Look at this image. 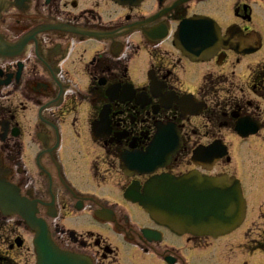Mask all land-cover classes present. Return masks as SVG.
<instances>
[{
	"label": "flooded vegetation",
	"instance_id": "obj_1",
	"mask_svg": "<svg viewBox=\"0 0 264 264\" xmlns=\"http://www.w3.org/2000/svg\"><path fill=\"white\" fill-rule=\"evenodd\" d=\"M11 5L0 23L10 51L0 57V205L10 192L23 207L0 208V264H37L40 223L90 264H187L191 248L264 236V0ZM161 143L153 172L126 174L127 153ZM189 173L240 182L246 216L234 231L177 236L126 198ZM239 246L250 258L264 251Z\"/></svg>",
	"mask_w": 264,
	"mask_h": 264
},
{
	"label": "water",
	"instance_id": "obj_2",
	"mask_svg": "<svg viewBox=\"0 0 264 264\" xmlns=\"http://www.w3.org/2000/svg\"><path fill=\"white\" fill-rule=\"evenodd\" d=\"M10 5L6 0H0V19ZM190 35V39L201 41L209 36L215 38V31H210L207 36L191 31ZM8 50V45L0 36V56H7L10 53ZM128 194L156 224L178 235L216 238L233 231L245 216L239 183L225 176L208 179L191 173L179 178L159 177L149 181L141 195L133 188ZM7 195L1 203L12 207L14 211L11 212L21 214L17 209H21L23 203L12 198L11 193ZM38 226L35 239L38 264H90L85 258L58 250L50 242L45 226Z\"/></svg>",
	"mask_w": 264,
	"mask_h": 264
},
{
	"label": "rangeland",
	"instance_id": "obj_3",
	"mask_svg": "<svg viewBox=\"0 0 264 264\" xmlns=\"http://www.w3.org/2000/svg\"><path fill=\"white\" fill-rule=\"evenodd\" d=\"M8 14V13H6ZM5 14V15H6ZM9 20V19H8ZM264 37V27L259 31ZM259 55H253L246 57L239 67V75L243 76L244 72H247V69L252 65L256 64L259 60ZM262 157L264 153L261 154ZM262 157H260L262 159ZM263 160V159H262ZM264 161V160H263ZM249 193V189L246 188V194ZM264 198H259V203L264 202ZM252 220L248 221V225L256 219V216L253 213L250 215ZM249 217V219H251ZM248 226V227H249ZM256 228L257 225H256ZM247 229V228H246ZM257 231V229H253ZM232 244L230 247L234 248L233 250L227 249L226 246ZM239 243L245 245L246 251H255L256 249H264V236L258 237L256 235L248 236L247 239H221L219 241L213 242L208 248L202 249H193L191 248L187 254V264H264V251L258 255H255V258L247 257L243 255L239 249L243 247L239 246Z\"/></svg>",
	"mask_w": 264,
	"mask_h": 264
}]
</instances>
